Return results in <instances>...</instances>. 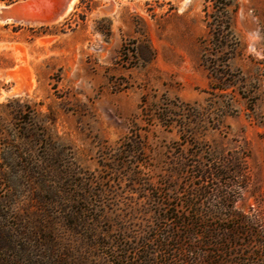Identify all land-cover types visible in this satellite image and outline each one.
Masks as SVG:
<instances>
[{
  "label": "rangeland",
  "instance_id": "374dc122",
  "mask_svg": "<svg viewBox=\"0 0 264 264\" xmlns=\"http://www.w3.org/2000/svg\"><path fill=\"white\" fill-rule=\"evenodd\" d=\"M207 4L0 0V264H264V0H232L234 52ZM218 194L223 253L176 217Z\"/></svg>",
  "mask_w": 264,
  "mask_h": 264
},
{
  "label": "trees",
  "instance_id": "16d2710c",
  "mask_svg": "<svg viewBox=\"0 0 264 264\" xmlns=\"http://www.w3.org/2000/svg\"><path fill=\"white\" fill-rule=\"evenodd\" d=\"M4 1L7 5H12L18 0ZM209 2L210 4H207L205 6L204 11L208 19L207 26L211 33L212 45L219 52H223L226 48H229L231 52H234L235 48L237 47V39L235 38L231 27L230 9L232 6V0H209ZM223 174L224 172L218 167L213 169L209 168L202 173L201 178L211 181L214 179L218 180ZM199 194L200 197H207L206 194ZM199 194H194L192 195V197L198 198ZM211 195L215 196L216 194H209V196ZM220 196L218 194L215 199L218 200V198L220 197L219 199H222V205L224 206V204H227V206L230 207V210L228 212L219 215L215 214L214 212H201L198 209L200 207V204H197V202L194 201L193 198L186 202V206L189 207L191 211L176 216L178 219V226L177 224L176 226H182L186 228V235L189 240H198L201 244L213 245L217 249L216 252L223 253L226 252L229 247L236 246V239L239 238L237 234L239 230L238 225L243 223V219H245V217L243 215L237 214L234 210H232V207L230 205L233 200V196L231 194H221ZM210 219H213L214 221H216L217 219L220 222L231 223L232 226L218 227L217 224L219 222H214L216 223V225L210 226L207 224ZM188 252H192L191 249H188ZM214 260H211L212 264L223 263V261L221 260Z\"/></svg>",
  "mask_w": 264,
  "mask_h": 264
}]
</instances>
